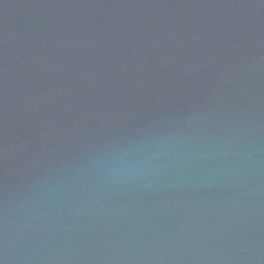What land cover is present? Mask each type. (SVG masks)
Here are the masks:
<instances>
[{"label":"water","instance_id":"95a60500","mask_svg":"<svg viewBox=\"0 0 264 264\" xmlns=\"http://www.w3.org/2000/svg\"><path fill=\"white\" fill-rule=\"evenodd\" d=\"M0 264H264V0H0Z\"/></svg>","mask_w":264,"mask_h":264}]
</instances>
